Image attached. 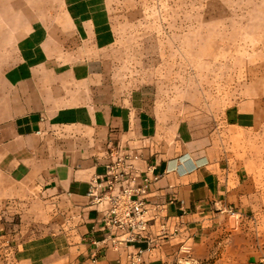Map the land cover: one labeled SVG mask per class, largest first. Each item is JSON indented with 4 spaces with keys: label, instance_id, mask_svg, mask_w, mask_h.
I'll list each match as a JSON object with an SVG mask.
<instances>
[{
    "label": "crops",
    "instance_id": "obj_1",
    "mask_svg": "<svg viewBox=\"0 0 264 264\" xmlns=\"http://www.w3.org/2000/svg\"><path fill=\"white\" fill-rule=\"evenodd\" d=\"M108 1L0 0V264H264V164L205 128L203 157H182L184 110L142 107ZM110 149L154 168L147 240L88 205Z\"/></svg>",
    "mask_w": 264,
    "mask_h": 264
},
{
    "label": "rangeland",
    "instance_id": "obj_2",
    "mask_svg": "<svg viewBox=\"0 0 264 264\" xmlns=\"http://www.w3.org/2000/svg\"><path fill=\"white\" fill-rule=\"evenodd\" d=\"M108 2L142 107L210 117L218 153L264 164V0Z\"/></svg>",
    "mask_w": 264,
    "mask_h": 264
},
{
    "label": "built area",
    "instance_id": "obj_3",
    "mask_svg": "<svg viewBox=\"0 0 264 264\" xmlns=\"http://www.w3.org/2000/svg\"><path fill=\"white\" fill-rule=\"evenodd\" d=\"M180 153L183 154V143H180ZM108 156L110 162L104 175L92 179L87 194L88 205H107L102 224L104 230H122L124 240L128 243L147 240V198L156 180L152 175L154 168H148V172H140L133 163L137 157L119 149H110ZM110 244L114 248L118 246L113 239H110ZM142 252L139 250L132 256L130 264H142Z\"/></svg>",
    "mask_w": 264,
    "mask_h": 264
},
{
    "label": "bare ground",
    "instance_id": "obj_4",
    "mask_svg": "<svg viewBox=\"0 0 264 264\" xmlns=\"http://www.w3.org/2000/svg\"><path fill=\"white\" fill-rule=\"evenodd\" d=\"M211 123L210 117H197L182 121L177 128L180 143H183L182 157L197 160L203 157L204 149L211 145L206 136H199L198 131Z\"/></svg>",
    "mask_w": 264,
    "mask_h": 264
},
{
    "label": "water",
    "instance_id": "obj_5",
    "mask_svg": "<svg viewBox=\"0 0 264 264\" xmlns=\"http://www.w3.org/2000/svg\"><path fill=\"white\" fill-rule=\"evenodd\" d=\"M229 227L231 229L235 228V221H234V217L231 216L230 219H229Z\"/></svg>",
    "mask_w": 264,
    "mask_h": 264
}]
</instances>
